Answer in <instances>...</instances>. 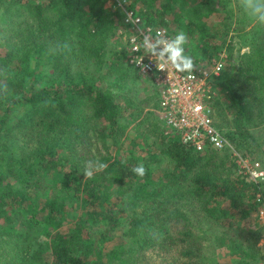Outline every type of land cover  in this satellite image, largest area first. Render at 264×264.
<instances>
[{"label":"trees","instance_id":"1","mask_svg":"<svg viewBox=\"0 0 264 264\" xmlns=\"http://www.w3.org/2000/svg\"><path fill=\"white\" fill-rule=\"evenodd\" d=\"M119 1L130 11L137 3L164 20L176 0ZM0 8L12 16L33 11L38 23L36 35L22 39L24 34L17 45L8 39L0 53V232L10 249L1 264H137L148 251L169 256L161 264H205L212 244L226 249L235 264H255L250 245L232 231L263 206L257 188L226 155L212 149L198 154L158 123V157L150 151L132 160L118 154L128 142L122 113L135 102L123 100L108 81L112 76L136 83L143 77L99 40L105 31L118 36L125 15L117 0H0ZM141 13L146 23L159 26L155 16ZM258 37L249 53L240 55L239 67L229 54L215 81L225 97L212 106L216 127L238 150L252 153L260 147L249 131L246 108L258 106L257 128L264 132V27ZM70 39L74 43L67 46ZM31 44L37 47L28 49ZM46 52L52 74L38 78L40 66L32 69L29 57ZM146 82L155 111L159 94ZM153 111L133 119L143 124ZM161 155L171 168L162 174ZM96 160L107 167L85 178L86 163ZM141 163L143 178L132 172ZM205 222L209 229L202 228Z\"/></svg>","mask_w":264,"mask_h":264},{"label":"rangeland","instance_id":"2","mask_svg":"<svg viewBox=\"0 0 264 264\" xmlns=\"http://www.w3.org/2000/svg\"><path fill=\"white\" fill-rule=\"evenodd\" d=\"M204 1L205 0H176L173 4V12L164 20L157 18L155 12H152L151 10H148L144 7H140L137 3H135L134 7L136 12L138 10H141V14L144 16L147 12H149L147 13L149 15H146L148 19H150L151 16H155V18L153 17L154 23L162 26L163 28H166L172 35L171 37H173L179 30H183L187 33L189 41L185 47L187 53L191 55L194 60L193 72H211L213 63L215 61L222 60L223 62H226V64L229 63V54L233 56V60H231V63L238 62L239 67L242 63H244L239 58L240 55L249 53L251 43H255V40L259 38L258 34L264 26H260L254 23L248 16H246L240 8L238 0H214V2H208L207 5L205 4L206 6H202V8H200L199 10H195ZM133 2L134 0H129L128 3L131 5ZM218 3H220L219 9H217ZM212 9L216 10V13H211ZM45 16L51 18L52 14H48L47 12ZM35 18L36 17L33 11L31 12L26 9H22L19 13H14L12 16L7 15L3 8H0V43L2 44L0 46V53H4L6 51L4 49V43L5 41H8V39H11L17 45L16 42H19L24 34L25 35L22 37V39L28 36V34L36 35V32H38L36 24L38 23ZM189 19H193L195 23L193 25L189 24ZM28 26H32V32L25 33L30 30L27 29ZM110 33L111 32L109 31H105L103 35L99 34V40L104 39L106 41V46L108 47V49L112 47V49H116L123 55V43L121 37L119 38L118 36H109ZM72 37L75 42L79 41L78 36L72 35ZM28 38H31V36H29ZM13 42H11L10 44L13 45ZM73 43V40L70 39L67 42V46H71V44ZM47 45L51 49V45ZM36 47L37 46H35L34 44H31L29 45L28 49H34ZM55 49L56 48L54 47L52 51H54ZM49 52L50 51H48V53ZM48 53H41L42 56H39V59L35 56L29 57L32 59V69L40 66V68L36 71L38 78L42 77V75L48 77V75L52 74V66L49 64V62H47V60L49 59ZM74 64L76 68L80 67L78 66L77 60H74ZM40 72L42 73L39 74ZM107 76L110 77V74H108ZM220 77L215 80L218 82ZM237 79H239V77ZM109 80L110 81H108V83L111 84L113 88L116 89V87H118L119 91L121 92V96H123V100L127 99L130 102H135L131 107H128L129 109L124 108L125 111L122 113L124 115L121 122L127 128L128 142L125 148L118 154L124 157L126 160H132L135 159V157L142 158L146 156L147 151H150L152 153V156L158 157V148L160 145L157 143V139L162 138V134L160 132V128L157 129L155 125L156 123H158L157 126L162 127V125L160 124L155 111L151 110V104L153 103L151 101H148V99L151 98L152 93L147 87L149 85L147 84L146 80L149 83L150 81L147 78L143 77L139 78L136 83H122L119 81V79L112 76ZM239 94L243 95L244 93L240 92ZM224 97V92H222L219 86L216 85V99L222 100ZM120 103L122 107L125 106L124 101H120ZM257 108V105L254 106L250 103L249 107H247L246 109L248 110V112H250L252 118L248 127L249 131L253 135V139L256 140V144L260 147L261 150L259 149V151L256 153H252L246 150H238L235 147L236 145L228 137L227 138L231 142L233 149L239 155L251 159L253 162H259L264 169V132L262 128H257V125L260 121L257 118ZM141 111H143V114H145V112L147 111H153L154 113H152V117H150L152 118V120L149 118L146 122L141 124V122L139 123V120L133 119L134 115L139 114ZM227 113L228 117L231 118L232 114L229 112ZM14 119H16V117H14ZM154 131L155 136L152 133ZM230 132H233V130H231ZM96 146H99L100 149L103 148V146L100 144ZM220 154L226 155L229 160L234 163L233 151L229 150L220 152ZM161 156L163 160L159 165L158 172L160 174L171 169L168 163L167 156ZM204 224L205 225L203 226L205 227L202 228L204 230L209 229L208 222H205ZM263 230L264 223L258 218L257 209L256 212L252 213V215H250L247 220H244L240 224H237L235 229H233L232 231L237 235V240H243L247 243V245H250V248L248 247V251L255 264H262L264 262ZM8 244L9 243H7L6 241V236L0 232V264L2 261H4L1 259L9 258L8 253L10 249ZM214 245L215 244H212L208 247V249L206 247L207 250L203 255L204 260L206 261L205 264L236 263L237 259L235 257H231L230 255L228 256V252L226 249H215ZM175 253L170 255L171 258L175 257ZM139 258L142 261L138 259L137 264H161L163 261H167L169 256L163 254L160 255L157 252L148 251Z\"/></svg>","mask_w":264,"mask_h":264},{"label":"built area","instance_id":"3","mask_svg":"<svg viewBox=\"0 0 264 264\" xmlns=\"http://www.w3.org/2000/svg\"><path fill=\"white\" fill-rule=\"evenodd\" d=\"M117 6L125 15L118 37L123 43V56L131 69L138 71L157 89L159 105L155 114L165 128L166 135H177L183 145L191 147L198 154L209 149L217 152L233 151L234 163L241 176L258 190V218L264 223V169L259 162L239 155L226 135L214 124L213 104L216 100L215 79L223 69L222 60L213 63L212 71L179 73L172 69L160 70L151 54H145L142 47L145 33L163 32L171 38L166 28L153 26L144 21L135 10L127 9V3L117 0ZM143 57L140 64L139 58ZM143 66V67H142Z\"/></svg>","mask_w":264,"mask_h":264},{"label":"clouds","instance_id":"4","mask_svg":"<svg viewBox=\"0 0 264 264\" xmlns=\"http://www.w3.org/2000/svg\"><path fill=\"white\" fill-rule=\"evenodd\" d=\"M239 6L246 16L254 23L264 26V0H238ZM189 37L183 30L169 38L163 32H157L155 36L151 33H145L143 36L142 47L145 54H151L155 60L156 66L160 70L172 69L179 73L191 74L194 70V60L187 53L186 45ZM143 57L139 58L137 64L141 63ZM143 67V66H142ZM107 167V164L96 161H88L85 165L83 175L85 178H91L94 172L101 171ZM132 172L143 178L146 174L144 164H138L132 169Z\"/></svg>","mask_w":264,"mask_h":264}]
</instances>
